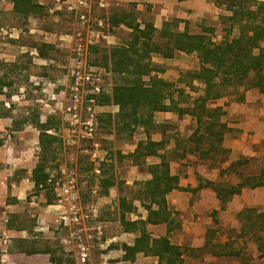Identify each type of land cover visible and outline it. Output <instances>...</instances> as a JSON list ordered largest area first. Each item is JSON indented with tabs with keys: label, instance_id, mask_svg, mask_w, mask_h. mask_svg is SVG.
I'll list each match as a JSON object with an SVG mask.
<instances>
[{
	"label": "rangeland",
	"instance_id": "rangeland-1",
	"mask_svg": "<svg viewBox=\"0 0 264 264\" xmlns=\"http://www.w3.org/2000/svg\"><path fill=\"white\" fill-rule=\"evenodd\" d=\"M36 1L44 6L43 10L26 13L15 10L13 0H0V78L6 83L3 94L0 96L3 102L0 105V122L7 123L0 129V139L3 140L1 146L13 149L9 162H1L0 166L4 164L11 166L14 169L13 178H15L25 174L27 169L22 167L23 162L34 165L40 157H46L47 169L52 178L46 187V198L47 200L48 197L53 198L54 206L57 204L56 187L63 183L61 180L63 170L75 169L83 200L94 205L92 207L98 210L100 206L103 210L105 207L103 219L117 220V222L113 220L109 223L106 235L118 234L124 238L119 211L113 215L111 199H114L117 204L115 205L118 206L121 194L133 196L140 188L135 182L147 179L146 165L141 169L137 167L131 169L129 159L123 157L126 154L123 150H129L146 134L145 128L141 125H138L134 131L122 128L116 118L119 106L101 102L103 96L111 95L114 86L124 80L122 73L112 70V64L110 60L107 63L105 55L111 46L125 44L130 40L131 31L128 27L112 24L113 12L133 9L136 16L144 22L152 17L153 11L143 0L122 1L100 9L99 14L107 22L108 37L89 46L86 61L80 59L81 67L78 68L76 65L79 61L75 58V37L77 38V33L81 30L79 29V13L76 9L69 7L73 0L59 7H55L51 0H45L44 4L39 0ZM222 7L223 11L216 17L205 18L199 21V24H193L189 31L200 32L205 28L216 41L222 40L226 35L225 30L230 27L229 21L222 16L228 11L225 10V5ZM179 26L178 21L177 29L181 30ZM237 34L238 29L235 27L229 37ZM159 40L162 42V38ZM39 48L43 49L44 55H41ZM153 62L163 68V71L157 72L160 76L175 86L184 87L185 93L197 96V92L185 85V80H180L183 71L199 68L200 60L196 53L177 51L171 58L154 53ZM79 74L82 76L81 84L78 89H75ZM97 76L101 77L100 92L96 89ZM144 78L147 80L148 76ZM195 85L199 88L202 86L198 81ZM175 86L173 89L176 88ZM239 88L238 91L237 88L230 89L229 95H226L229 101L240 97L243 87ZM174 96L176 99L179 98L177 91L174 92ZM217 100L211 102V105H220L217 104ZM180 104L185 106L186 102H180ZM6 110H9V115L3 114ZM155 116H157L156 112L154 123L148 126L151 137L162 136L166 140V145L173 142L170 140L173 138L177 140L179 147L187 152L188 146L192 145L191 142H187V138L194 128V123H190L189 117L182 116L181 120L157 123ZM37 119H41L42 122L49 119L48 124L51 126L46 132L52 137L45 138L42 143L41 129L33 123ZM24 148L28 149L27 152ZM167 150L171 160L181 163L179 170L182 172L184 167L181 159L183 158L179 155L182 151L180 150L177 154ZM24 155L26 159L22 160L21 157ZM192 157L189 152L184 160H191ZM263 158L255 157V160L246 166V171L253 170L255 168L253 166L261 165ZM98 165L101 173L96 172ZM108 177H113L116 184L109 187L105 198H99L102 181ZM233 177L237 176L233 173H225L221 180L232 181ZM127 180L131 182L127 183ZM32 196L33 194H30L28 200L32 201ZM39 199V196L36 197V200ZM7 200L12 202L10 198ZM44 202L42 200L40 204ZM32 206L26 205L21 212L15 209L16 211L11 213V221L6 222L5 205H0V264H30L31 258L35 256L43 258L45 256L43 253H46L47 249L51 256L50 264H80L74 247L68 246L64 241L68 231L56 227L55 220L61 210L57 206L53 208L54 215L51 225H48L49 231L44 232L36 229L38 219L35 211H32ZM36 207L35 205L34 209ZM89 215L93 224L92 212ZM94 218L99 219V214ZM223 223H225L223 219L213 223L214 227L209 231L213 239L219 240L220 236L215 227L218 226L220 227L218 230H221L224 227ZM6 225L26 230L12 234L3 229ZM234 236L235 238L232 239ZM104 239H107L105 234ZM237 239L236 234H233L223 250L237 252L238 255L234 256H240L243 261H251L254 257L252 249L246 246H235ZM106 249L94 248L92 257L95 263L101 259V252ZM207 249L209 247L197 249L195 253L203 257ZM17 250H22L25 254H19ZM32 250L35 252L30 253ZM186 251L188 256L193 252L190 249ZM228 258L218 259L217 264H231V261H225ZM187 259L188 264H193L190 256ZM44 260H38L37 263L46 264ZM143 264L157 263L150 260Z\"/></svg>",
	"mask_w": 264,
	"mask_h": 264
},
{
	"label": "trees",
	"instance_id": "trees-1",
	"mask_svg": "<svg viewBox=\"0 0 264 264\" xmlns=\"http://www.w3.org/2000/svg\"><path fill=\"white\" fill-rule=\"evenodd\" d=\"M13 1L14 9L17 11L40 12L44 8L36 0ZM215 2L218 6L225 5L228 13L222 16L230 24L225 30L226 35L220 41H216L205 28L200 32H191L188 28L177 29L178 19L165 20L162 27L157 28L150 22L143 25L133 9L115 11L111 15L113 25H124L131 32L127 43L111 46L105 55L107 63L110 60L112 64V70L122 73L124 80L114 86L111 95L103 96L101 102L119 106L116 118L122 128L131 131L138 125L145 128L146 139H140L136 149L126 154V157H130L137 164L144 163L147 155L160 157V162L148 164L147 169L152 177L135 182L140 188L130 198L122 194L119 198V220L123 229L138 233L133 245L122 244L125 250L124 259L134 260L136 254L142 251L145 254L158 255L159 264H184L185 249L182 246L173 243L168 235L153 236L147 229L148 223H167V232L180 227L177 215L169 207L167 194L176 187L188 189L180 185L179 174L171 173V159L168 150L165 149L166 140L164 138L155 140L151 137L148 126L154 123V113L174 111L180 116H191L194 128L187 138V142L192 143L188 146L189 151L196 153L199 158L211 159L221 166L228 160L229 149L224 146L223 141L230 127L223 120L226 114L224 106L211 105V102L229 95L230 89L237 88L238 91L239 87H244V90L255 87L264 93V0H215ZM235 27L238 34L229 37ZM161 38L162 42L159 40ZM39 51L44 55L42 48H39ZM177 51L198 55L199 68L183 71L180 78L181 81H186L187 87L198 93L197 96L185 93L184 87L175 86L157 73L163 71V68L153 62V54L159 53L165 58H171ZM144 76H148V79L146 80ZM196 81L202 84L200 88L195 85ZM4 85L6 83L0 78V96L3 94ZM244 90L240 94V99H244ZM176 91L178 99L174 96ZM180 102H186L185 106ZM2 103L0 98V105ZM3 114L9 115V110ZM48 122L49 119L44 122L37 119L33 122L41 129V143L45 138L52 137L46 132L51 127ZM2 144L3 140L0 139V146ZM162 149L165 150L160 151ZM179 155L184 156L185 152ZM46 159L44 156L40 157L32 169L31 176L36 189L46 188L52 181ZM249 161V158H239L230 162L227 167H221V176L233 173L240 178L238 182L206 180L205 184L199 182L192 190L196 191L204 185L211 186L217 192L222 208H225L231 197L240 193L244 187L264 185V158L260 171L255 174H245L243 165ZM114 184L113 177L104 178L100 193L107 194L109 187ZM135 199H138L148 211L146 218L139 217L134 220L127 218L128 212L138 210V206L134 204ZM52 201L53 198L48 197V202ZM243 216L250 226L258 225L260 230L264 228V212L248 208L243 212ZM262 245L259 246L260 249L264 248ZM218 247L219 244L215 243L211 248L215 254H220V251L216 250ZM47 251L49 249L45 252ZM33 252L35 251L32 250L30 253Z\"/></svg>",
	"mask_w": 264,
	"mask_h": 264
},
{
	"label": "crops",
	"instance_id": "crops-1",
	"mask_svg": "<svg viewBox=\"0 0 264 264\" xmlns=\"http://www.w3.org/2000/svg\"><path fill=\"white\" fill-rule=\"evenodd\" d=\"M44 1L45 0H39V2L43 4ZM51 1L55 7H59L68 3L70 0H56L57 2L54 0ZM122 1L128 2L134 0H112L111 4H119ZM143 1L147 3L146 6L151 7L153 15L144 22L139 18L138 19L143 25L150 22L157 28H161L165 20L178 19L180 22L179 28L181 30H184L185 28L190 30V27L193 24L197 25L199 24V21H202L205 18H214L223 11V7L218 6L214 0ZM159 61L162 62L164 60ZM241 89V91H243L244 87ZM217 101V104L224 105L226 114L224 115L223 120L226 121L230 127V130L226 133L223 141L224 146L229 149L228 160L220 166L211 159L199 158L196 153L192 152L191 156L193 157L191 160H184L185 156L190 152L187 150L184 156L180 155L183 158L181 159L182 166L184 167L182 172L179 170V165H181V163L176 160H170L171 173L179 174L180 185L188 188L185 190L176 187L167 194L169 207L175 212L174 214L177 215L181 225L180 227L167 232V223H148L147 229L153 236L158 237L168 235L173 243L182 246L185 249L183 254L184 264H188L187 257L189 256L191 257L193 264H217L218 259L228 257H231L232 259L229 260L228 258V260L225 261H231V264H264V248L260 249L259 247L262 244L264 245V228L260 230L258 225L250 226L247 223L246 218L243 216V212L248 208H254L257 212H264V185L244 187L240 193L231 197L226 203L225 208H222L221 200L217 197V192L211 186L204 185L196 191L192 190L199 184V182L205 184L206 180H221V167H227L230 162L239 158L250 159L249 163L243 165L245 167L243 168L245 174L258 173L260 171V165L253 166L255 168H253V170L249 169L248 171H246V166H249L252 161L255 160V157H264V93L260 92L258 88L253 87L244 90V99L238 98L229 101V99L224 96ZM156 113L157 116H155V119H157V123L177 121L181 120L182 117L174 111H156ZM185 117H189L190 123H194L191 116L183 115V118ZM6 125V122H0V129L4 128ZM146 137L147 134L141 139H146ZM162 138L163 137L160 136L153 139L160 140ZM170 140H173V142L166 145L165 149H169L177 154L180 150L184 152V150L179 147L177 140H174L173 138ZM137 143L138 142L134 143L129 150H123V153L129 154L130 152H133L137 147ZM165 149L160 151H164ZM27 150V148H24L25 152H27ZM12 151V147L6 148L0 146V163L9 162L12 157ZM126 154H124L123 157H126ZM127 158L131 163V169H135L136 167L141 169L143 166L145 167V165L147 169L148 164L160 162V157L157 155H147L145 162L140 164L134 163L130 157ZM21 159L25 160V155L21 157ZM21 165L27 170L25 171V174L18 175L15 178H13L14 169H12L11 166H8L7 164L0 166V205H5V221H11V213L16 211L15 209H18L17 211L21 212L26 205H33L32 211H35V216H37L38 219L36 229L47 232L49 231L48 225H51L50 222L53 220L54 211L52 212V210L56 206H54L53 201L48 202L45 187L41 189H36L35 187V181L32 179L31 175L32 169L36 164L29 165L25 161ZM145 172H147V179L152 177V174L148 169ZM239 180L240 178L233 177V180L230 182L236 183ZM114 182L116 184L115 179ZM129 182L131 181L127 180V183ZM30 194H33L32 201L28 200ZM106 195L108 194H100L99 198H105ZM38 196L40 199L36 200V197ZM128 197L130 198V196ZM7 198H10V200L12 199V202H8ZM42 200L45 201L44 204H40ZM112 202L113 205L111 206L113 209V215H116L118 206H116L117 204L114 199H111V203ZM134 204L138 206V210L136 212H128L127 218L132 220L139 217L146 218L148 211L141 205V202L138 199H135ZM35 205L37 207L34 209ZM104 210L100 206L98 210V220L103 224L104 234L108 240V247L101 252V261L107 260L108 264H143L146 261L153 260L155 263L159 264L158 255L145 254L142 251L136 254L134 260L124 259L123 256L125 250L122 248V244L126 243L128 245H133L138 233L122 229V233L125 234L124 238L118 234H110L107 236L106 231L109 223L113 220L117 222V220L115 218H113V220L103 219L102 215ZM134 214L136 215L133 216ZM12 217H15V215H12ZM222 219L223 222L225 221V223H223L224 227L221 228V230H218L220 227H215L220 238L219 240L213 239L209 234V231L213 229V223L219 222ZM3 229L9 233L12 232V234L15 232L18 234V232L26 230L10 225H6ZM233 234H236L238 237L235 246H246L252 249L254 257H252L251 261H243L240 256H234L238 255L237 252L223 250V247H226V244L229 243ZM234 238L235 236L232 239ZM215 243L219 244V247L216 250H218V252L220 251V254H215L211 249ZM207 247H209V249H207V253H205L203 257L195 253V250ZM187 249L193 250L189 256L186 251ZM17 252H19V254H25L22 250H17ZM43 254L45 255L43 258H38V256L31 258L30 264H38V260L43 259H45L44 261L46 264H50V252L47 251Z\"/></svg>",
	"mask_w": 264,
	"mask_h": 264
},
{
	"label": "built area",
	"instance_id": "built-area-1",
	"mask_svg": "<svg viewBox=\"0 0 264 264\" xmlns=\"http://www.w3.org/2000/svg\"><path fill=\"white\" fill-rule=\"evenodd\" d=\"M111 1L73 0V3L69 6L76 9V12L79 13V29L81 30L77 33V38L75 37V58L79 61L76 67H81L79 65L81 60L86 61L89 46L97 44L108 37L106 31L107 22L99 14V11L110 5ZM80 78L82 76L80 74L77 75L75 89H78L81 84ZM100 80L101 77L97 76V92L102 89ZM96 172L101 173L99 165L96 168ZM61 180L63 183L56 187V206L61 210L55 220L56 227H61L68 231L64 241L68 246L74 247L80 264H108L105 259V261L99 260L95 263L92 257L94 248L106 249L108 247V240L104 239L103 224L100 220L94 218L95 216L98 217V208H93L94 205H90L83 200L75 169H64ZM94 191L96 192L97 189L95 188ZM90 212H92L94 219L93 224L90 221Z\"/></svg>",
	"mask_w": 264,
	"mask_h": 264
}]
</instances>
